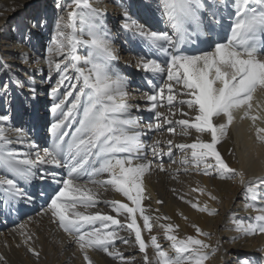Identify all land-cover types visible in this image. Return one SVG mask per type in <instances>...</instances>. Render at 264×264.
Instances as JSON below:
<instances>
[{
	"label": "snow or ice",
	"instance_id": "obj_1",
	"mask_svg": "<svg viewBox=\"0 0 264 264\" xmlns=\"http://www.w3.org/2000/svg\"><path fill=\"white\" fill-rule=\"evenodd\" d=\"M159 7L168 30H148L128 16L127 12L122 24L123 29L147 42L148 53L139 57L136 66L151 76L149 84L152 89L144 95L147 111L153 113L156 122L142 125L141 117L133 115V109L139 111L140 105L128 103L129 77L112 67L111 62L118 56L102 13L89 0H72L67 23L62 26L64 18L61 17L56 24L57 31L52 37L54 47L48 49V63L50 69L54 66V70L60 73L58 86L70 79V69L77 74V83L71 84L72 91H67L51 108L54 114L58 113L49 128L51 145L40 148L29 143L28 152L10 149L8 146L13 144V140L6 134L7 129L0 127V170L12 177L0 175V188L8 200L29 203L32 197L19 185L18 179L31 183L37 178H50L62 185L58 190H53L45 214H50L52 221L71 237L86 264H93L90 250L125 260L115 248V242L120 240L128 244L129 240L120 236L119 230L134 233L135 243L145 254L144 264H205L210 254L217 250L198 238L209 234L203 233L197 225H192L196 236L180 238L174 234L178 225L159 224L164 238L171 242V255L162 247L158 236L151 234L153 219L170 218H153L147 214L142 203L146 198L143 177L152 167L146 151L150 148L153 156L164 154L159 140L145 145L142 140L145 127L159 131L166 124L169 125L167 131L174 134L179 126L183 136L195 130L199 135L192 143L174 145L169 139L167 153L172 155L173 147L185 152L181 164L191 165L197 170L203 166L204 175L215 173L221 179L239 175L241 184L245 185V193L252 201L264 193V177H257L245 184L244 173L230 168L216 147L227 136L229 127L236 119L235 113L244 109L241 119L248 118L253 107V94L258 89L264 90V0H231V4L228 0H212L210 4L205 0H161ZM221 7L233 9L229 13L233 18L229 35L211 42L206 49L190 51L184 47L195 44L194 37L207 35L212 22L220 24L218 17ZM85 9L87 11H83ZM204 12L208 13L210 20L206 21ZM77 19L82 26L79 33L76 29ZM79 46H87L86 55L78 54ZM53 54L64 57L67 62L54 63L51 59ZM57 91L58 88L52 89L53 96ZM69 97L73 99L65 110ZM161 107H167L168 114L159 111ZM185 107L188 111L184 110ZM176 111L188 118L170 119L169 116L175 117ZM189 113L194 115L189 116ZM221 117L223 122H214ZM250 118L255 126L258 116ZM8 120L7 115H0V121ZM73 125L74 130L68 131ZM14 131L18 141L25 143L22 131ZM205 133L210 135V141L200 138ZM256 137L264 143V128H256ZM42 165L66 169V178L57 180V172L42 169ZM157 167L164 170L163 164ZM102 174H107V178L95 179ZM89 184L105 190L111 186L130 203L103 201L116 215L89 212V209L101 203L98 192L88 187ZM197 190L203 191L194 189ZM209 196L212 200L216 199L210 193ZM186 202L199 212L216 214L207 204L201 206L199 202ZM156 203L163 201L157 200ZM246 208L257 212L254 222L234 220L236 231L244 235L264 234V206L246 204ZM137 214L142 226L138 224ZM122 215L125 216L123 222L118 218ZM143 230L150 234L147 241L142 235ZM21 235L24 236L23 243L28 246L31 236L23 232ZM149 247L155 250L154 262L147 255ZM208 249H211V253L205 251ZM27 250L39 257V252L33 247L28 246ZM3 261L4 257L0 256V262ZM241 264L249 262L244 260Z\"/></svg>",
	"mask_w": 264,
	"mask_h": 264
},
{
	"label": "bare ground",
	"instance_id": "obj_2",
	"mask_svg": "<svg viewBox=\"0 0 264 264\" xmlns=\"http://www.w3.org/2000/svg\"><path fill=\"white\" fill-rule=\"evenodd\" d=\"M31 2H34V6L30 8L32 13L39 9L42 10L43 3L48 5V9L49 5H52L51 0H0V115L8 114V106L4 103V96H8L11 100L10 104L13 103L14 106L12 114L16 116L15 120L0 121V127L7 129L6 134L13 140V144L8 147L19 152H28L30 150L29 143H34L40 148L51 145L52 137L49 128L51 121L53 122L54 117L58 114H54L50 109L55 102H59L53 96L52 89L58 88L56 95L65 90L62 85L58 86L57 83L50 87V93H47L55 70H51L48 63L42 58L45 42L44 39L42 40V26H38L37 22L33 21L32 14L27 16L22 11L23 7ZM89 2L102 13L104 25L110 33L111 42L116 49L118 58L111 62L113 69L129 77L127 101L132 105H140L139 111L133 109V115L141 117L142 125L156 122L153 113L147 111L144 95L152 89V85L149 84L151 76L136 66L139 57L148 53L147 42L142 37L123 29L122 24L125 19L124 14L127 12L128 16L143 24L148 30H168L160 12L161 0H89ZM205 2L210 4L212 0H205ZM63 9L65 19H67L69 5L64 6ZM228 9L233 11L231 7ZM226 12L227 10L221 7L218 17L220 24L212 22L208 34L199 37H206L208 43L220 40L224 33V29L221 27L233 19ZM203 16L206 21L211 19L207 12H204ZM12 22L15 30H11ZM69 30L71 31V29ZM212 31L216 32L213 36H211ZM23 35H26L27 44L22 43ZM85 38L87 37L85 36ZM188 45L196 51V48H193L196 44ZM35 71L36 74L33 77ZM73 76V79L77 81L75 71H73ZM4 80L9 81V84L8 87L2 89L1 84ZM69 88L71 89V87ZM33 89H35L34 92ZM60 90L62 91L60 92ZM257 91L264 95V90L258 89ZM46 110H50L49 114L52 120L47 118ZM158 110L168 114L167 107H161ZM184 110L188 111L186 107ZM256 113L257 111L252 107L249 117L241 119L244 109L237 111L236 119L229 127L227 136L216 146L217 151L220 152L230 168L235 169L237 173H244L245 184L257 177H264V143L259 142L256 137V128H264V120L260 121L258 118L254 126L250 117L258 116ZM193 115L194 113H189V116ZM19 116L20 122L18 123L16 120ZM260 117L264 119V115ZM23 118L26 119L24 128L20 124ZM169 118L186 119L188 117H183L179 111H176L175 117L169 116ZM214 122H223V118ZM74 127L75 125L68 131H73ZM168 127L169 125L165 124L159 131L148 130L146 127L143 129L145 134L142 136V140L145 145H151L154 141L159 140L161 141L159 147L164 150V154L158 156H153L150 148L146 151L147 160L152 164L151 171L143 177L146 198L142 203L147 214L153 218L157 216L169 217L168 220L153 219V221L158 225H178L179 228L174 234L180 238L193 234L196 236L192 225H197L203 233H211L208 236L200 235L198 238L210 244L213 249L217 248L211 239L216 237L218 249L210 254L211 261H207L205 264H241L244 260H247L249 264H264V234L244 235L236 231V225L233 222L234 220H243L245 223L254 222L257 212L252 208H246V204H255L257 207L264 206V193H261L256 201H252L246 195L245 185L241 184L239 175H234L231 179H221L215 173L204 175L203 166L197 170L191 165L181 164L186 153L173 147V154L169 155L167 141L171 139L174 145L192 143L199 134L195 130H191L190 135L183 136L180 134L179 126L176 128V133L173 134L167 131ZM14 129L22 131L25 143L18 141ZM200 138L210 141V135L207 133L201 135ZM136 162L146 161L137 160ZM158 164H163V171L157 167ZM40 167L57 172V180L66 178L67 170L64 168L55 165ZM0 175H8L9 178H12L11 174L4 170H0ZM106 178L107 174L95 177L98 180ZM18 183L32 197L31 202L8 200L3 189L0 188V242L8 236L16 246L15 250L9 251V255L15 257L19 264H86L83 254L71 237L52 221L50 214H45L48 203H50V196L54 194L53 190H58L62 185L50 178L45 180L37 178L31 183L18 179ZM88 187L98 192L101 201L97 207L89 209V212L99 211L103 214L116 215L103 201L121 200L130 203L121 194L116 193L111 186H108L107 190L102 187L96 188L91 184ZM194 189L203 191H194ZM209 193L216 199L212 200ZM157 200L163 201V203L157 204ZM189 200L199 202L201 206L207 204L210 209L216 211V214L209 215L193 209L186 202ZM137 216L138 224L142 226L139 214ZM118 218L122 222L125 221L123 215ZM21 225L24 227L21 228ZM97 226L99 225L97 224ZM217 228V234H215L213 230ZM22 232L31 236L32 239L28 246L39 252V257L28 252V246L23 243ZM151 234L157 235L160 243L161 239H164V232L161 228L152 230ZM119 235L129 240L128 244H124L120 240L115 242V248L122 253L125 260L121 261L109 257L101 251L90 250L89 256L93 264H127V262L144 264L145 254L140 252L135 243L134 233L128 230H119ZM142 235L146 241L149 239L150 234L147 230H143ZM6 241L10 240L6 238ZM164 243H167V247L164 249L170 254L172 252L169 247L171 242L164 241L161 245ZM205 251L211 253V249ZM147 255L150 261H155L153 248L147 249Z\"/></svg>",
	"mask_w": 264,
	"mask_h": 264
},
{
	"label": "rangeland",
	"instance_id": "obj_3",
	"mask_svg": "<svg viewBox=\"0 0 264 264\" xmlns=\"http://www.w3.org/2000/svg\"><path fill=\"white\" fill-rule=\"evenodd\" d=\"M51 2H52L51 3L52 5H49V9L47 8L48 5L46 3H43L41 5L42 10L39 9L38 11H33V13H32L31 10H30V8L32 6H34V2H31V3H27L23 7V10H22V11L25 12V14L27 16H29V15L32 14L31 16H33V18H32L33 21H36L38 26H42L41 27V31H42L41 33L43 34L42 35V40L44 39V41H45L44 42V45H43L42 58H43V61H45L46 63H48V60H49V52H48V49L50 47H54L52 45V41L50 42V38L53 37V35L56 34V31H57L56 24H57L58 21H60V18L61 17L64 18V20L61 21L62 26L67 23V19H65V15H64L65 13H63V11H64L63 8H64V6H68V5L71 4L70 3V0H51ZM228 3L231 4V0H228ZM61 7H63V8H61ZM77 11H82V10L78 9ZM50 16H51V18H50ZM11 26H13V28ZM11 26H9V27H11V30H15V26L13 25V22L11 23ZM81 27L82 26L79 24V19H77V23H76L77 33H79V30H80ZM65 31H70V30L69 29H65ZM22 43L23 44H27L26 35H23L22 36ZM87 51H88V48L86 46H79L78 47V54L81 55V56L86 55L87 54ZM51 59L53 60L54 63L55 62H63V63H66L67 62L64 59V57H62L60 55H57V54H53L52 57H51ZM63 63H62V66H63ZM48 65H49V63H48ZM51 70H54V66H53V68H51ZM34 74H36V71L33 73V77L35 76ZM68 75H69L70 79L66 80L64 82V84L62 85V87L65 90H63V91L60 90V92L61 91L62 92L60 94H58V95H55V97H56V99L58 101H59V99L63 98L64 94L67 91H72V89L69 88L70 87L69 84L71 85V84L77 83L73 79L74 76H73V71L71 69L69 70ZM59 80H60V73L57 72V71H55L53 73L52 82H51V84L47 88V93L48 94L50 93V87L55 86L58 83ZM8 84H9V81L4 80L2 82V84H1V88L4 89V88L8 87ZM72 99H73V97H69L68 98V102H67V104L65 106V109H67V106H70V103H71ZM10 102H11L10 98L8 96H4V103L8 106V112H7L8 114L7 115L9 116V119L15 120L16 119L15 118L16 116H15V114H12V112L14 110V106H13V103L10 104ZM252 106H253V110L255 109L257 111L256 115H258L259 120L260 121H263L264 119L262 117H260V116L264 115V95H262L258 91H256L253 94ZM50 110H46V112H47V118L52 120V118H51V116L49 114V111ZM57 114L58 113H56V115ZM16 122H18V123L20 122V116L18 117V119L16 120ZM53 122H54V120H53ZM53 122L51 121V123H53ZM43 123H44V121H43ZM49 123H47V126H49ZM20 124L22 125V128H24V126L26 125V119L23 118L21 120V123ZM152 222L154 224L153 230H156V229H159L160 228L159 225L155 221H152ZM155 226H157V227H155ZM217 227H218V225H217ZM217 230H218V228L215 229V230H213L215 234H217ZM213 231H209V232H213ZM209 234H211V233H209ZM192 236H195V234H193ZM6 238L9 239L10 241L7 242L8 240L6 241ZM6 238H5V240H2L0 242V256H3L4 257V261L3 262H0V264H19V262L16 260L15 257L9 255V251L10 250H15L16 249L15 243H13V240L11 239V237L6 236ZM215 238L216 237H213L211 239V242L218 249V242L216 241ZM161 241L162 242H164V241L166 242L167 240L164 238V239H161ZM162 247L163 248H166L167 247V243H164L162 245ZM171 254H173V253L171 252L170 255ZM22 258L25 259L24 257H22ZM5 259H7V260H5ZM210 259L211 258L209 257V259L206 260L205 263L207 261H211ZM259 264H261V263H259Z\"/></svg>",
	"mask_w": 264,
	"mask_h": 264
}]
</instances>
